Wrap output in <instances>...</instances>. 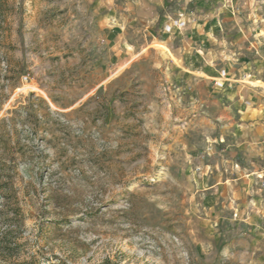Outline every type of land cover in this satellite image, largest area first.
Masks as SVG:
<instances>
[{
  "label": "rangeland",
  "instance_id": "374dc122",
  "mask_svg": "<svg viewBox=\"0 0 264 264\" xmlns=\"http://www.w3.org/2000/svg\"><path fill=\"white\" fill-rule=\"evenodd\" d=\"M212 1L196 85L155 39L126 46L105 0H0V177L46 264H264V143L225 70L264 63V0Z\"/></svg>",
  "mask_w": 264,
  "mask_h": 264
},
{
  "label": "crops",
  "instance_id": "0c3cea01",
  "mask_svg": "<svg viewBox=\"0 0 264 264\" xmlns=\"http://www.w3.org/2000/svg\"><path fill=\"white\" fill-rule=\"evenodd\" d=\"M109 4H114L121 15L119 22L124 21L126 33L122 34L125 39V45L133 47L138 40H152L163 42L169 49L170 54L178 60L180 66H184V70L197 73L200 77L191 79L196 85H202L207 82L203 76L212 78L213 68V40L214 34H218L216 25L218 20L213 16L216 11L214 1L212 0H105ZM213 4V6L211 5ZM112 7V6H111ZM124 9V11H121ZM117 14V13H116ZM117 17V16H116ZM179 22H184L180 25ZM160 38L155 36V32ZM214 36V37H213ZM214 38V39H213ZM146 50H152L153 46L148 45ZM241 48V47H239ZM250 53H258L257 45L250 42ZM250 54L249 56H253ZM166 55V54H165ZM173 64L179 65L178 62ZM248 61L245 57L241 58ZM264 60V59H263ZM259 59H255L252 63H243L241 67L234 68L229 63H225L228 67L225 70L228 73V79L231 87H236V91L242 92L246 88L244 94H238L241 99L233 101L235 107L240 108V122L238 123L241 135L247 130L250 141L249 145H257L264 143V63ZM188 66V67H187ZM254 70L255 73L252 72ZM247 78H253L259 82L256 86L245 85ZM214 80V77L212 78ZM210 83V82H209ZM256 88L258 92L259 102L255 103L248 96V91ZM237 96V93H234ZM237 96V97H238ZM249 100V101H248ZM244 101V105H242ZM240 149V147H238ZM264 149V147H263ZM258 153L261 151H257ZM259 155V154H258Z\"/></svg>",
  "mask_w": 264,
  "mask_h": 264
},
{
  "label": "trees",
  "instance_id": "16d2710c",
  "mask_svg": "<svg viewBox=\"0 0 264 264\" xmlns=\"http://www.w3.org/2000/svg\"><path fill=\"white\" fill-rule=\"evenodd\" d=\"M236 161L241 163V159ZM3 171L5 169L0 168V172ZM9 178L0 177V264H14L21 254H26V257L17 261L18 264H46L49 256L44 252L39 253L38 246L34 249L37 242L25 237L24 220L27 215ZM36 237L43 238L41 230H38Z\"/></svg>",
  "mask_w": 264,
  "mask_h": 264
},
{
  "label": "bare ground",
  "instance_id": "6f19581e",
  "mask_svg": "<svg viewBox=\"0 0 264 264\" xmlns=\"http://www.w3.org/2000/svg\"><path fill=\"white\" fill-rule=\"evenodd\" d=\"M153 47H156L158 50H160L163 54H166V55H169V56H172L170 54V51L168 49V47L161 41H157L155 43H153ZM145 50V49H144ZM165 55V56H166ZM172 58L174 59V57L172 56ZM259 82L257 81H251L249 82L250 85H253V86H256L258 85Z\"/></svg>",
  "mask_w": 264,
  "mask_h": 264
},
{
  "label": "built area",
  "instance_id": "2783aa9c",
  "mask_svg": "<svg viewBox=\"0 0 264 264\" xmlns=\"http://www.w3.org/2000/svg\"><path fill=\"white\" fill-rule=\"evenodd\" d=\"M179 24L183 26V25H184V22H179ZM220 76H221V78H224V80H226V79H225L224 71H222V73L220 74ZM221 78H220V79H221ZM216 85H217L218 87H220V88L222 87V83H220V82H218V81L216 82Z\"/></svg>",
  "mask_w": 264,
  "mask_h": 264
}]
</instances>
